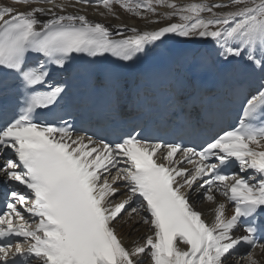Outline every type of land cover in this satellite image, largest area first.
Here are the masks:
<instances>
[{"label":"snow or ice","instance_id":"6c2138e0","mask_svg":"<svg viewBox=\"0 0 264 264\" xmlns=\"http://www.w3.org/2000/svg\"><path fill=\"white\" fill-rule=\"evenodd\" d=\"M13 2L27 10L0 8V183L6 196L0 264H145L144 255L150 264H260L254 253H264V0ZM114 4L142 19L167 7L162 18L179 22L128 34L123 25L113 30L79 9L67 11L102 6L118 19ZM172 37L214 42L219 63L261 74L255 94L242 101L238 128L197 151L153 142L135 127L105 142L76 133L70 112L57 114L69 90L66 81H53L55 73L69 72L85 57L102 64L110 55L126 66ZM42 116L59 124L37 122ZM234 166L246 175L227 171ZM117 193L125 197L119 203ZM216 194L233 205V214L226 217V204L219 203L207 223L191 201L215 203ZM126 216L128 226L143 224L152 232L143 244L126 246L118 238L116 224Z\"/></svg>","mask_w":264,"mask_h":264},{"label":"bare ground","instance_id":"6f19581e","mask_svg":"<svg viewBox=\"0 0 264 264\" xmlns=\"http://www.w3.org/2000/svg\"><path fill=\"white\" fill-rule=\"evenodd\" d=\"M174 0H171L173 2ZM179 2H175L178 5H186L189 4L190 2L184 1V0H178ZM90 3H95V0H90ZM12 7L15 10L18 11H26L27 6L22 5V4H17L14 3L13 0H0V8L3 7ZM77 9L80 10V14L86 15V17L92 21V22H100L103 23L113 30H115V27L118 25H123L124 26V31L128 33V30L131 28H137L141 31L145 30H155L158 29L159 27L165 26L169 23L172 22H179L176 18H173L172 20H167L162 18V14H166L171 11V9H168L167 7H162V6H157L156 7V14L152 15L149 13H143L144 16L147 18L142 19L138 18L124 10H122L118 5H113V11L116 13V15L119 17L114 18L112 15L107 13V10L104 9L102 6L99 8H93V7H87L85 8L84 5H77V8H68V12H76ZM219 11V10H218ZM101 13H104V15H101ZM149 20L151 21H159V23H149ZM130 34V33H128ZM183 38L179 37H172L171 39L168 40L167 46L169 48L178 45L179 47V55L182 56V60L178 61V64L184 61L186 57H189L190 55L194 54L195 51L198 49L200 46V42H195V43H182L181 41ZM212 49L213 56H216V53L219 51L218 46L214 44V42L210 45ZM240 67V71H246L247 67L243 64H237ZM125 197H123L124 199ZM196 199L195 196L192 198V202ZM121 201V197L118 199ZM118 201V202H119ZM218 206V203H202L199 206V212H201L202 217L208 221V223H211L214 220V209ZM138 219V217H137ZM129 218L126 216L125 221L121 223L116 224V230L118 234V238L121 239L124 245H141L145 242L146 238L149 235H152V232L149 231L147 225H139L135 229L132 227L128 226L126 221H128ZM181 248L183 249L184 246L181 245ZM255 258H257L260 261V264H264V253L258 254L255 252L254 254ZM142 259H144L145 264H150V258L147 255L142 256ZM242 264V263H241ZM245 264V263H244Z\"/></svg>","mask_w":264,"mask_h":264},{"label":"rangeland","instance_id":"374dc122","mask_svg":"<svg viewBox=\"0 0 264 264\" xmlns=\"http://www.w3.org/2000/svg\"><path fill=\"white\" fill-rule=\"evenodd\" d=\"M184 1H188L190 3L193 2H202V0H184ZM173 2H179L178 0H174ZM207 3L209 4H213V3H218V2H226V0H206Z\"/></svg>","mask_w":264,"mask_h":264}]
</instances>
